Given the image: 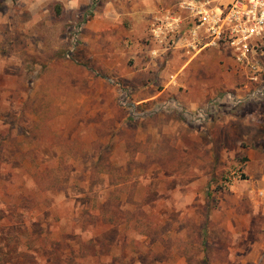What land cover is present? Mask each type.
I'll return each mask as SVG.
<instances>
[{
  "label": "rangeland",
  "instance_id": "374dc122",
  "mask_svg": "<svg viewBox=\"0 0 264 264\" xmlns=\"http://www.w3.org/2000/svg\"><path fill=\"white\" fill-rule=\"evenodd\" d=\"M108 1L71 9L0 0V264H76L80 239L105 233L119 243L111 255L125 247L131 261L154 237L143 264H264V81H250L227 48L208 46L200 51L220 55L223 79L211 56L196 53L174 55L164 78L122 77L132 53L93 57L83 36ZM164 1L183 23L180 4L192 0ZM252 58L264 70V46ZM103 63L120 73L106 75ZM145 90L159 97L139 107ZM117 199L129 215L115 242L104 216Z\"/></svg>",
  "mask_w": 264,
  "mask_h": 264
},
{
  "label": "crops",
  "instance_id": "0c3cea01",
  "mask_svg": "<svg viewBox=\"0 0 264 264\" xmlns=\"http://www.w3.org/2000/svg\"><path fill=\"white\" fill-rule=\"evenodd\" d=\"M54 1L62 3L64 7L67 8L69 7V5H67L68 2L71 3V9L78 7L76 0ZM186 13L188 14V12ZM187 16L184 22H181V25L177 24L176 26V23H178V20H176L178 15L175 14L172 7L165 4L164 0H110L106 3L104 11L86 26L84 30L85 33L83 34L84 41L88 45L93 57L101 53L110 58L114 49L124 53H132L131 55L134 56L135 61L132 64L127 63L125 69L128 74L122 75L124 78H137L139 76L140 78H144L143 73H148L150 78L160 79L167 77L170 70L168 64L174 62V60H172L174 55H181V59L183 58L185 61H188L189 57L187 55L196 53V58H198V60H203V62L205 61L204 56L209 55L214 59L212 64L221 67L219 62L221 59L220 55H217L215 51L207 54H205V52V55H203V50L196 48L192 36L195 28L194 19L189 17V14ZM158 26L163 28L162 30L166 32L162 34L161 31L157 29ZM181 29L182 31L178 36L174 35L172 37V45L169 46V36L173 35L170 31H178ZM105 47L110 48V51L105 52ZM143 47L145 54H143L144 52L140 53L139 50ZM174 49H176V51L173 54L172 51H174ZM141 57L143 60H141ZM107 61H109V59ZM155 62H160L164 64V66L160 67V69L150 68V65ZM102 68L106 75L114 76V74L120 73L118 70L111 68L110 63H103ZM185 69L186 68L183 70ZM204 69L205 67H203V70ZM221 72V78L223 79L225 74L223 73L222 67ZM183 73L184 71L182 75ZM171 77L174 78L173 75ZM204 87L203 94L206 96L205 91L207 87ZM133 94H135V92H133ZM157 97H159V94L154 90H145L139 95H136V101L140 107L145 102L155 101ZM189 106L190 109H196L199 105L197 103H191ZM155 245L154 237L150 242L146 243L143 241L139 247V250L143 254L138 252L137 259L134 260L132 264H143L141 261L142 256L153 253ZM125 253L128 254L127 250ZM126 257L128 258V256ZM155 263L161 262L155 261L146 264Z\"/></svg>",
  "mask_w": 264,
  "mask_h": 264
},
{
  "label": "built area",
  "instance_id": "2783aa9c",
  "mask_svg": "<svg viewBox=\"0 0 264 264\" xmlns=\"http://www.w3.org/2000/svg\"><path fill=\"white\" fill-rule=\"evenodd\" d=\"M211 1L192 0L180 4V10L194 19L192 36L197 49L227 48L249 69L246 75L250 81L259 78L264 81V70L252 58L253 53L264 46V0H230L225 5H214ZM157 29L162 34L166 32L160 26Z\"/></svg>",
  "mask_w": 264,
  "mask_h": 264
},
{
  "label": "trees",
  "instance_id": "16d2710c",
  "mask_svg": "<svg viewBox=\"0 0 264 264\" xmlns=\"http://www.w3.org/2000/svg\"><path fill=\"white\" fill-rule=\"evenodd\" d=\"M3 133H4L3 130H0V149L2 147L3 151H4V149L6 148V146L4 145L6 143L5 142L6 141V137H4V138L2 137ZM21 134L22 135H19V136H21V137H24V135L26 136V132H22ZM33 138L37 142L41 141V140H39L38 135H34ZM67 142H69V143L71 142L72 144L74 143L72 137L71 138L68 137L67 138ZM14 143H16V142H14ZM19 144L21 145L23 143L21 142ZM54 144H57V143H54ZM58 146H59V148L63 149L62 144H60L59 142H58ZM3 153L4 152L0 151V155H2ZM66 156L67 155H62L61 159L66 158ZM68 156L71 159H74L72 154H69ZM75 160H77V159H75ZM99 160H100V163L101 162L107 163L110 159L109 158H105L104 159V157L100 156ZM100 163H99V166L102 165ZM101 173H103V172H101ZM45 174L48 175L47 173H45ZM61 181H62V185H64L66 187V185L68 183L64 182L63 176H61ZM115 185H118V183H116ZM115 187H116L117 190H120V187H122V186H115ZM54 188H56V187H54ZM49 190H53V189H49ZM43 191H45V190H43ZM116 193H118V191H116ZM117 201L118 202H116V205H115L116 207H114V211L112 213V216H104V219L107 220V223L112 225L111 228H110V231H112L113 234L115 232V234H114V236L116 237L115 242L117 240L118 241L121 240V235H120V234H122L121 228H123L124 226H126L128 224V221L125 222V217L127 215H129L128 211L127 212L125 211L123 203L119 199H117ZM122 214L125 217L122 216ZM103 215H105V214H103ZM80 240H81V242H79L78 244L76 242V244L79 247V251H80L81 254H79L80 256L78 258L76 256L73 257L74 261H76L75 262L76 264H78L79 260L85 259V258H89V259L90 258H95L97 261L101 262V261H103L104 257H107V256H112V258L110 260V263H108V264H132L133 263V261L129 260L126 257V253H125L126 249H125V247L122 248V250H121L122 252L120 254L111 255V250L114 249V248L117 249V247H119V243H117L116 246L111 244L110 243V239L107 237L106 233L105 234H95L93 237H90L89 239L88 238L87 239L82 238ZM205 241L206 240H204L203 245L205 244ZM59 244L60 243H56V244L53 245V246H55L54 248H55L56 251H57L58 248L60 249V245ZM65 248H66V250L67 249L70 250L69 255H73L74 254V251L71 248V246L70 247L68 246V248L67 247H65Z\"/></svg>",
  "mask_w": 264,
  "mask_h": 264
}]
</instances>
